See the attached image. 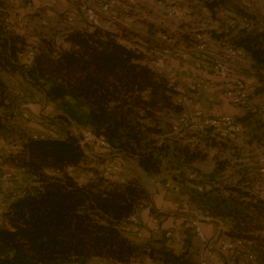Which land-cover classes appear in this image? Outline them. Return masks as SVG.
<instances>
[{"label": "trees", "instance_id": "trees-1", "mask_svg": "<svg viewBox=\"0 0 264 264\" xmlns=\"http://www.w3.org/2000/svg\"><path fill=\"white\" fill-rule=\"evenodd\" d=\"M203 3L215 11L227 1ZM10 8L8 0H0V106L8 108L9 85L2 75L18 73L48 102L59 106L61 123L104 138L112 153L121 160H135L146 174L166 172L176 182L206 160V147L228 148L230 138L215 127L206 126L199 134L168 136L172 122L167 117H180L184 111L174 98L175 85L144 63V53L128 47L114 33L98 27L70 29L62 37L65 45L57 46L50 39L30 44L14 29ZM232 26L213 32L212 37L252 63L245 70L257 82L252 94L264 97V30ZM29 51L32 58L27 65L23 57ZM235 120L243 128L252 123L259 130L264 127L250 111ZM11 132L0 118V134ZM18 135L20 145L7 162L30 181L4 199L0 264H71L94 259L111 264H143L145 260L199 264L187 234L180 248L166 237L139 241L131 219L149 194L138 178L120 183L97 177L80 183L71 174L87 158L77 134L32 136L20 131ZM193 137L199 143L192 148L185 139ZM254 139L264 141V133L250 142ZM229 166L228 161L217 160L213 174L221 175ZM189 201L229 226L226 237L240 248L239 258L247 264H264V200L252 194L249 185H226L214 179L191 191Z\"/></svg>", "mask_w": 264, "mask_h": 264}, {"label": "rangeland", "instance_id": "rangeland-1", "mask_svg": "<svg viewBox=\"0 0 264 264\" xmlns=\"http://www.w3.org/2000/svg\"><path fill=\"white\" fill-rule=\"evenodd\" d=\"M8 1L11 5L9 11L11 13L13 25L25 28L30 37L39 36L37 37L39 39L38 42L42 39H50L55 41L57 46L65 45L62 37L67 28L60 23H69L67 18L71 12L68 9L66 10V8L74 6L78 9L82 2L81 0ZM226 1L227 4L219 8V11L215 12L217 16L219 15L221 17L219 19L223 20L219 23L218 27H214L215 29L211 30L212 33H219V30H221V32L230 30L228 23L224 22L228 19L234 20L232 25L237 23L235 30L242 27V19L238 21L237 18L230 15H233L234 13L238 14L237 11L243 12L250 18L251 29H254L253 26H256L257 24L264 27V2L260 4L258 2V5H256L254 0ZM98 2L102 3L101 7H99ZM98 2H94L97 7L94 6V3L91 7L99 13L104 22L112 23L111 28H113L115 32L123 35V41L125 40L138 51L140 49H145V47L148 50L154 51L155 54H152L151 56H154L155 59L158 55H165L167 57V63L173 61V64L175 63V66L179 68L178 72H175V74L165 71L164 74L168 75L175 85L177 90V93L174 96L175 100L183 98L186 101H189L187 110L190 112L192 116L191 121L194 124L201 125L204 120L208 118L206 117L207 111L205 109L208 103L214 105L219 104L217 101V92L226 97L225 94L230 88L236 86L238 81H243L237 79L235 83L232 84L233 77L231 75L229 81L224 82L213 73L212 67L217 61L226 63L231 71L233 67L229 65V62L233 58H226L221 54H218L220 57L214 59L211 58L208 49L211 48V44H216L208 40L191 39L190 42H188L187 40L181 39L185 35H188L184 34L186 33V29L184 25H176L166 19L168 18L169 13L164 1L135 0L134 2H131L130 0H117L118 4L110 8L107 12L103 11L105 0H98ZM152 2H155L157 5H154ZM144 4L148 7L145 8L143 6ZM252 9H254L255 12L253 15ZM68 12L70 13L67 14ZM123 14V20H127L126 23L121 22V15ZM217 16L212 17L213 19H217ZM200 17L201 16H198V19L196 20L199 24ZM69 24L76 25V19ZM188 24H185V26L190 30L192 27ZM180 28H182L181 31L183 32H178ZM193 28L199 29L201 26ZM146 31H149L147 36ZM174 33H179V38L174 36ZM195 33L201 34L199 30ZM151 56H149V59L153 60L151 59ZM25 61L26 60H24V63H26ZM207 63L210 64V70L206 67ZM244 66L249 67V64H244ZM207 71L209 73H205ZM207 74H213L216 78H207ZM2 76L5 82L8 83L9 88L8 99L6 100L8 108L0 106V118L6 121L7 125L11 127L12 132L7 134V136L0 134V213L5 208V197L10 194H17L18 191L30 181L21 170L12 167L7 162L9 155L15 153L20 145L18 135L20 131L32 136L55 135L58 137H63L66 132L75 133L79 136L81 132L88 131L86 129L75 128L73 124L61 123L57 119V113L60 110L59 106L45 100L44 95L29 86L20 74L4 73ZM207 82L210 84L214 83L220 88L211 92V88L206 85ZM244 83L247 84L246 82ZM229 85L231 86L229 87ZM247 85H249V87L250 85L253 86L251 83H248ZM250 89L251 92L248 102L240 107H248L251 100L254 98L252 88L250 87ZM226 100L228 101V104H232L227 97ZM198 111H201V116H195ZM167 119L172 122V126L177 125L180 121V117L176 115L168 116ZM168 136H172V132L169 133ZM228 137L231 142L227 149H209L206 160L204 162L196 163L194 171L191 169L187 170L186 176L183 177L180 182L174 181L170 174L166 172L159 176H145V184L153 186V190L159 195V198L155 201V206L153 205L156 210L151 212L153 219H156L157 223H159L157 224L158 226L165 224L169 218V216L163 214L164 212L183 214L189 219V221L198 218L206 219L209 217L200 212L197 206L189 201V193L191 191L200 190L205 184L214 179H218V181H221L222 183H229L232 181V175L224 177L223 175L220 176L213 174V167L217 160L219 162H233L235 158L238 159L240 157L235 150L238 147H243L241 145H246L244 139L243 142L240 143V140L245 137L244 135L238 136V133H232L229 134ZM86 150L87 158L85 162L80 167L70 170L71 174L80 183H86L97 177H105L108 181L122 183V180H125L127 176H135V164L133 162H128V164L124 165L123 160L111 153L108 148L99 147L91 143ZM241 159L247 161L249 157L243 155L241 156ZM110 167H113L114 170L117 168V172L113 175L109 174ZM158 182L163 185L157 187L156 184H158ZM166 202L172 203L174 209H171L169 203ZM204 222L205 221L200 220L202 228L205 227L203 225ZM221 223H223L221 226H224V222L221 221ZM211 228L212 236L209 239L206 238V242L198 240L192 231L185 230V233L192 241V252L194 255L201 257L205 261H207L205 255L208 253L210 256L212 254L218 255V253L225 251H233V246L227 250L222 249L219 244L221 235H216L218 226L212 225ZM208 245H211V247ZM174 247L178 248L177 245ZM212 261L209 263L213 264ZM71 264L109 263L94 259L87 262H74Z\"/></svg>", "mask_w": 264, "mask_h": 264}, {"label": "crops", "instance_id": "crops-1", "mask_svg": "<svg viewBox=\"0 0 264 264\" xmlns=\"http://www.w3.org/2000/svg\"><path fill=\"white\" fill-rule=\"evenodd\" d=\"M106 1V0H105ZM165 2V5L167 6V10H168V18H166L167 20H169V22H172L176 25H184L185 29H186V33L184 34H188L185 35L187 38H189L187 41L190 42L191 39L194 40H208L210 42L215 43L216 45H210L211 48L208 49L209 51V55L211 56V58H217L220 57L218 54H221L222 56L224 55V57H226V48L228 47V44L225 42H217L213 37H212V31L213 29H215L214 27H218L219 23L223 20V19H219L221 18L219 15L217 16V14L215 12L219 11V8L215 11H210L207 7L204 6L203 1L204 0H194V1H187V0H162ZM255 4L258 5L260 3H263L264 0H254ZM94 2H98V0H90L89 3L90 5H92ZM99 3V7H101L102 3ZM154 5H157L155 2H152ZM67 4V3H66ZM95 7L96 3H94ZM145 8H147V5H143ZM70 7V6H69ZM67 7L66 10H70L71 13H74L76 15V25H72V24H67L65 22H61L60 24L65 25V27L67 28L66 32L70 29H87L88 26L86 25V23L84 22L81 14L77 11L76 7H71L69 8ZM258 7V6H257ZM253 10V14H255L254 9ZM256 11V10H255ZM70 12H68L67 14H69ZM252 12V11H251ZM232 17L237 18L238 21L241 20V18L238 16L237 13H234L233 15L230 14ZM121 22L126 23L127 20H123L124 18V14L121 15ZM201 16L199 18L200 24L196 22V20L198 19L197 17ZM212 16H217V19H213ZM225 23L227 22L228 25L232 26V23L234 22V20H227L224 21ZM65 23V24H64ZM189 23V24H188ZM185 24L187 25H191V29L188 30V28L185 26ZM235 24V23H234ZM233 24V25H234ZM72 25V26H70ZM197 26H201V28L199 29H195L193 27H197ZM254 30H264V27H262V25H256L253 26ZM14 29L22 36H24V38L30 43V44H37V42L39 41V39L37 37H30L28 36V32L25 30V28L21 27V26H17L14 25ZM182 28H180L178 30V32H183L181 31ZM199 30L201 32V34H196L195 32ZM190 31V32H189ZM149 31H146V36L148 35ZM175 32V31H173ZM221 32V30H219V33ZM175 34V33H174ZM183 34V33H182ZM174 36L179 38V33L175 34ZM185 37V38H186ZM151 38V37H150ZM183 39V38H181ZM179 40V39H177ZM186 40V39H185ZM31 58H32V52L29 51L24 57H23V62L24 60H26V64L30 65L31 62ZM244 64H249V67H245ZM207 68L210 70V64L207 63L206 64ZM229 65L231 67H233V69H231L230 73L233 77V81L232 84L235 83V81L237 79H241L244 82L251 83L253 84L250 85V87L252 88V92H253V88L254 86L257 84L256 79L253 78L252 76H249L246 74L245 69H251L252 68V63L250 61H245L239 57H236L234 59H232L229 62ZM178 67L175 66V63L173 64L172 62L167 63L166 66V70L165 72H172V74L175 72H178ZM208 70V71H209ZM205 72V73H209V72ZM166 75V74H165ZM168 78H170L168 75H166ZM207 78H216L213 74H207ZM209 88H211V92L213 90H217L220 87L216 86V84L212 83H208L206 84ZM231 85H229L230 87ZM217 97H218V105H214V104H209L205 107L207 114L206 117L208 118H214V117H218V116H222V115H231L234 118L242 116L243 114H245L246 112H251L252 114L255 115V117L259 120L262 121L264 123V97H254L249 106L248 107H237L234 106L233 104H228V101L226 100V97H224V95L222 96L221 94H219L217 92ZM45 98V96H44ZM45 100H47L45 98ZM241 126V125H240ZM242 131L240 133H238V136H242L244 135L245 137L242 138V140H240V143L243 142V139L245 140L244 143H246V145H241L243 147H238L235 152H237V155H239L240 157L238 159L235 158V160L233 162H229L230 166L227 168V170L222 173L220 176H224V177H228L229 175H232V181L227 183L224 182V184H228V185H235V184H241L243 186L245 185H249L250 190L252 192V194H254L256 197L263 199L264 200V141L258 143L256 141V139L253 140V142L251 143L250 140L254 135H258V134H262L264 133V127L263 129L259 130L256 127L255 123H252L249 127H242ZM195 139V137H194ZM197 139V138H196ZM199 142V140H198ZM203 146V144H201ZM212 147H206V151L209 153V149H211ZM109 151L112 153V151L109 149ZM115 156H118V154L113 153ZM243 155H247L249 157V159H247V161H244L243 159H241V156ZM128 162H133L135 164V176H127L125 178L124 181H127L131 178H138L143 185L145 186L148 194H149V199L138 208L136 214L132 217L131 221L133 222V224L130 226L132 231L137 234V237L139 238V241H146V240H151V239H157V238H161V237H166V238H171L170 244L174 247L175 245L178 246V248L182 247L183 243H184V239L186 238V233H185V224L187 222H189V219L180 213H163L166 214L167 216H169L167 222L165 224H163L162 226H158L157 224V220L153 219V215L151 212H154L156 210L155 207H153V205L155 204L156 199L159 198V195L153 190V186H148L145 184V176H150L148 174H146L143 170H141L136 161L133 159H123V164H128ZM198 163V162H197ZM195 166V165H194ZM215 169V165L213 167V171ZM243 178H245V181H243ZM122 180V181H123ZM162 183L156 184L157 187L162 186ZM161 193V192H160ZM168 201V200H166ZM169 203V202H166ZM155 206V205H154ZM169 206L171 209H174V205L172 203H169ZM202 221H205L203 223V225L205 227H203V231L205 234V237L207 239H209L212 235V225H217V231H216V235H221V237H225L226 236V231L228 229V225L224 223V226H221V221L213 219V218H206V219H202ZM173 242V243H172ZM236 245H234L233 247V251L229 252V251H225V252H221L218 253V255H215L214 257H211V255L209 256V253L205 255V258L207 260V263L210 264L209 262L212 261L213 264H247V262L245 261L244 258H239V254H241L242 252L239 253L240 248H236ZM235 250H238L235 251ZM230 255V256H229ZM241 257V256H240ZM213 258V259H212ZM198 261L201 259V257H197ZM109 263V262H106ZM111 264V263H109ZM138 264V263H136ZM143 264H155L154 262L150 261V260H145L143 262Z\"/></svg>", "mask_w": 264, "mask_h": 264}, {"label": "built area", "instance_id": "built-area-1", "mask_svg": "<svg viewBox=\"0 0 264 264\" xmlns=\"http://www.w3.org/2000/svg\"><path fill=\"white\" fill-rule=\"evenodd\" d=\"M81 4L77 11L81 14L84 22L88 26V28L93 29L95 27L101 28L103 30L110 31L117 35V38L119 41L122 43L126 44L128 47L135 49L132 47L130 44H128L125 40L123 41V35L121 33H117L111 28V22H104L102 20V17L97 13L96 10H94L89 1L90 0H81ZM131 2H134L135 0H130ZM194 1V0H190ZM117 0H106L104 5H103V11L107 12L110 8L116 6ZM76 18V15L74 13H70L67 20L69 23H72L74 19ZM242 26L249 28L250 27V22L247 20H242ZM136 50V49H135ZM139 52H142L146 55V59L144 61L145 64H147L149 67L157 71L158 73L163 74L164 71L166 70L167 66V57L165 55H158V57L155 59L154 56L152 57V54H155L154 51L148 50L146 47L145 49H140ZM226 58H236L238 57L237 52L232 48V47H227L226 50ZM166 53V52H165ZM149 56H151L153 60L149 59ZM213 73L218 76L222 81L228 82L231 73L228 65L226 63H222L217 61L213 67H212ZM171 85H174L173 81L171 80ZM251 89L249 85L245 84L243 81H238L236 83V86L233 88H230L225 94V96L229 99V101L234 104L235 106H243L245 105L248 100H249V95H250ZM177 103L183 107L184 111L180 116V121L177 125H174L172 128V135H181L184 136L187 132H193L196 134L202 133L204 131V127H215L219 130L222 131L224 136H227L232 133H240L242 131V128L240 125L236 124V120L233 116L230 115H222L214 118H206L204 122L201 125H196L194 124L192 120V116L190 112L187 110V106L189 101H186L183 98H178ZM202 113L201 111H198L195 116H201ZM198 130V131H197ZM80 139V143L85 150V153L87 155V148L89 144L93 143L96 146L103 147V148H108L110 149L108 143L105 141L104 138L102 137H97L95 136L92 132L88 131H83L80 133L78 136ZM185 143L189 144L192 148L195 147L199 142L198 139L193 138H187L185 139ZM112 168V169H110ZM109 168V174L113 175L117 172V168L115 170L113 167ZM125 181L123 180L122 183ZM200 218L189 221L185 224L186 229H190L194 234L195 237L200 240L201 242H206V237L204 234V231L201 227L200 224ZM220 246L222 247L223 250H227L231 248L232 246L234 247V243L229 240L226 236L221 237L219 241ZM211 247V245H208ZM215 255H211V257H214ZM199 264H208L207 261L204 259L199 260Z\"/></svg>", "mask_w": 264, "mask_h": 264}]
</instances>
